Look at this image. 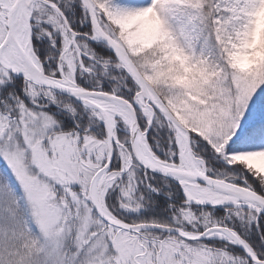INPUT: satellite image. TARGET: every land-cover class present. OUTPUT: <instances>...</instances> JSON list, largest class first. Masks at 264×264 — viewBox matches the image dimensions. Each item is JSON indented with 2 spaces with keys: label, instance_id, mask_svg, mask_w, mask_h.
<instances>
[{
  "label": "snow or ice",
  "instance_id": "snow-or-ice-1",
  "mask_svg": "<svg viewBox=\"0 0 264 264\" xmlns=\"http://www.w3.org/2000/svg\"><path fill=\"white\" fill-rule=\"evenodd\" d=\"M0 264H264V0H0Z\"/></svg>",
  "mask_w": 264,
  "mask_h": 264
}]
</instances>
